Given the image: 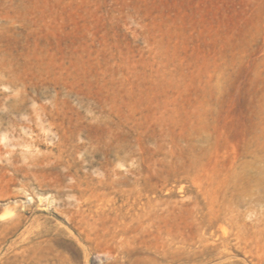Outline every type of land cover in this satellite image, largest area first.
Segmentation results:
<instances>
[{
    "label": "rangeland",
    "instance_id": "374dc122",
    "mask_svg": "<svg viewBox=\"0 0 264 264\" xmlns=\"http://www.w3.org/2000/svg\"><path fill=\"white\" fill-rule=\"evenodd\" d=\"M0 136V227L20 212L22 231L61 230L40 240L48 264H264V0H0ZM108 172L163 219L130 229L125 250L111 240L86 258L59 211L73 207L71 174ZM106 189L111 235L124 197ZM209 194L263 229L259 247L197 242Z\"/></svg>",
    "mask_w": 264,
    "mask_h": 264
},
{
    "label": "bare ground",
    "instance_id": "6f19581e",
    "mask_svg": "<svg viewBox=\"0 0 264 264\" xmlns=\"http://www.w3.org/2000/svg\"><path fill=\"white\" fill-rule=\"evenodd\" d=\"M1 136H0V139H1ZM3 139L6 141L7 136H4ZM69 140H70V138L67 140V142ZM33 143H34V141H33ZM33 143H32V145H33ZM82 145L78 144L79 149L82 148ZM55 148L57 149L58 154L60 155V158L66 153V150H65L66 149V136L65 135L59 134V139L57 141V144L55 145ZM28 151H29V149H28ZM12 155L13 154H11L10 156L12 157ZM24 155H25V153H24ZM31 155L32 154H30V156ZM26 156L27 155H25L24 157L26 158ZM12 158H9V162L11 160L13 161ZM46 158L48 159L49 157L42 158L43 161H45L44 159H46ZM23 160H25V159L23 158ZM36 160H38V158H36ZM41 160H40V162H41ZM17 161H19V159ZM25 161H23V162H25ZM43 161H42V163H43ZM18 163H20V162H18ZM33 163L29 162L28 164H24L22 167L18 166L20 168H17V167L15 168L14 165L13 166L10 165V166L14 167L16 169V172H20V171L22 172L23 170L30 171V167H32V166L34 167V165L36 167L37 163L36 162H33ZM37 167H38V165H37ZM67 167H68V165H67ZM71 167H72V165L69 163L68 168L71 169ZM116 170H113L114 171L113 173H114V175L118 176L120 173L118 172V170L117 171ZM31 171H32V168H31ZM71 175L76 181V183L71 186V189H73V192H77L76 194L74 193V195L72 196V197H74L73 199L75 201L74 200H73L74 202L73 201L72 202L67 201V202H64L63 204L65 206H71V207L73 206L74 209L72 210L73 207L72 208H70V207L65 208L63 205L65 210L59 211V212L60 213L62 212L63 215L64 214L67 215L66 216L67 222L71 226H74L76 228V230L79 232V235L82 237V239L89 245V251L90 252L89 251L86 252V258H88L91 255V252L94 249L100 248L101 244H103V243L108 244L111 240L114 241L120 249L125 250L126 245L129 243L128 238H127V234H128V231L130 229L137 233L138 231L142 230L146 221H150V222L154 223L159 218H161V220L163 219L162 216H159L157 211L156 212L154 211L151 213L149 212L148 214H145V212H144V215H143L142 211H139L140 204L142 202L141 193L131 195L128 193L130 191H128V192L124 191L122 189V186L125 185V184H123L125 181L123 182L122 180L117 181L116 179H113L110 172L106 173L102 180H98L96 182H92V181H89L88 179H84L81 175H79V173L75 176H74V174H71ZM117 186H118V188H117ZM69 188H70V186H69ZM106 188L118 190L120 193H122V198L124 197L123 203L121 204V206L120 207L118 206V208L115 207L116 210H115V215L112 218V223H113L112 225L116 226V230H115V227H113L114 232L112 231L111 235H110V231L112 228H110L111 227L110 225L108 227V224H106L105 220L108 221L109 220L108 218H110L113 215L109 216L110 211L108 213L106 212V210L104 208L105 203L104 204L102 202L99 203L100 201H103V198L109 194V191H108V193L106 192L107 191ZM25 190H26V188H25ZM132 196H133V202H132V204H130L131 203L130 200H131ZM106 198H105V201H106ZM218 198H219L218 196L216 197V196H213L211 194H209L207 196V201L205 202V206L202 209L203 214L201 215V226H202L203 230L201 229L202 232L200 234L198 233L199 238H197L198 241L197 240L196 241L200 242L202 244L209 243L210 236L207 234L210 233L212 236L216 235L219 237V239L222 242L221 247L224 248L225 250H228L231 248V240L232 239H235L240 244H244L243 249H244L245 253H250L252 251L251 250L252 245H254V244L257 245V247H259V245H260L259 244L260 243V234L262 233L263 229L262 230L258 229L256 223L251 224V225L247 223V221H246L247 214L241 213V211L236 209V207H233V204H232L233 198L229 199L228 197H226V198H223L221 200ZM11 199H12V196L7 195L6 201H10ZM29 199L32 200L33 198H29ZM41 200H43V199H41ZM111 201H112V199H111ZM153 201L151 199H148L147 203L149 204V206L152 205ZM115 203H116V201H115ZM127 205H131V207L134 211L133 216H132V214L130 216L131 222H128V223H127L128 218L126 217V213H125V206H127ZM15 208H17V207H15ZM127 208H128V206H127ZM130 209H129V211H130ZM150 209H151V207H150ZM154 209H155V207H154ZM60 213H58V215ZM165 217H167V216H165ZM16 218L17 219L15 221H12L8 225H3L0 227V264H48L47 258L44 255H37V253H38L37 249L40 247L41 243L43 242L40 240H43V239L46 240V238L48 236L50 237L54 231H57V233H59V232H61V230H59L58 228L49 227L47 222H45V223L39 224L37 226L36 230H23L22 231V228L24 226V215L22 213L18 212ZM158 222H159V220H158ZM107 223H110V222H107ZM224 224H228L230 229L228 230V229L224 228ZM160 229H163V228H160ZM21 235L26 236V237H24V239H22V240L14 239L15 237L21 236ZM109 235H110V237H109ZM186 239L182 242H183L185 247L190 248L191 243ZM164 240H166V239H164ZM28 243L31 244V246L26 247L25 245ZM174 243H175V240L172 239V241H170V242L168 241V243L164 244V246L162 247L163 248L162 253H161L162 256H164L165 258L168 259L170 257V255H172V254L174 255L175 252L172 251V249L174 248V247H172V245ZM93 244H95V246ZM3 245H6L8 247H3ZM20 247L23 248V250L19 251V252H15ZM218 249H219L218 247L207 248V250H205V252H206V254L213 255V253H215V251H217ZM30 251L32 253L25 255V253L27 254ZM174 251H176V250H174ZM207 251H208V253H207Z\"/></svg>",
    "mask_w": 264,
    "mask_h": 264
}]
</instances>
